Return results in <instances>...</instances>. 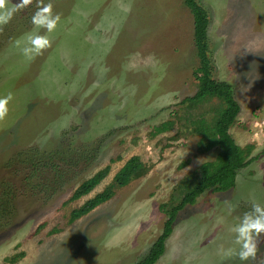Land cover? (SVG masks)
Returning a JSON list of instances; mask_svg holds the SVG:
<instances>
[{
    "label": "rangeland",
    "instance_id": "rangeland-1",
    "mask_svg": "<svg viewBox=\"0 0 264 264\" xmlns=\"http://www.w3.org/2000/svg\"><path fill=\"white\" fill-rule=\"evenodd\" d=\"M199 1L210 17L214 77L233 86L241 106L230 133L242 147L256 145L257 158L235 188L208 190L179 213L157 264H245L218 249L234 246L229 228L253 200L264 205V0ZM38 2L0 30V96L13 94L0 121V196H14L13 213L0 219V264L20 253L15 264H135L163 231L160 206L219 152L200 153V137L179 124L162 126L197 90L193 16L184 0H51L60 23L29 61L15 41L34 30ZM133 156L150 172L70 224ZM104 168L108 177L71 201ZM259 247L249 264H264V236Z\"/></svg>",
    "mask_w": 264,
    "mask_h": 264
},
{
    "label": "trees",
    "instance_id": "trees-1",
    "mask_svg": "<svg viewBox=\"0 0 264 264\" xmlns=\"http://www.w3.org/2000/svg\"><path fill=\"white\" fill-rule=\"evenodd\" d=\"M194 19V44L198 58V67L193 73L197 81V90L193 96L186 97L174 112V121L162 124L167 130L179 124L185 131L198 135V150L208 153L215 148L219 152L214 161L205 162L190 175L182 179L175 187L169 202L160 206L166 220L163 231L150 247L148 253L135 264H157L164 256L167 242L173 234L179 213L187 206L196 204L197 200L208 190L225 193L236 186L241 170L248 168L255 160L256 145H238L230 133L237 124L241 106L236 100L233 86L226 81L215 79V64L212 58L211 41L209 38L210 17L207 9L199 0H184ZM208 106L209 109L194 114V109ZM37 157L39 154H35ZM43 161L33 164L36 168ZM188 165L183 162L181 168ZM152 165L145 163L140 157L133 156L125 164L122 175L114 177L101 193L86 201L80 208L72 211L69 223L73 224L80 218L90 214L102 204L110 201L117 189L130 185L133 181L147 175ZM108 168L101 169L91 178L83 182L74 192L71 201L79 200L91 194L109 175ZM13 193L0 196V219L6 218L14 211ZM24 253L6 258L5 261L15 264Z\"/></svg>",
    "mask_w": 264,
    "mask_h": 264
},
{
    "label": "clouds",
    "instance_id": "clouds-1",
    "mask_svg": "<svg viewBox=\"0 0 264 264\" xmlns=\"http://www.w3.org/2000/svg\"><path fill=\"white\" fill-rule=\"evenodd\" d=\"M32 3L33 0H15V2L0 0V30L12 21L16 13ZM36 9L31 17L34 30L15 41L16 47L20 48L22 55L29 61L42 55L51 46L47 33L54 32L61 20L60 15L54 13L51 0L48 3L39 0ZM40 29L45 30L46 34H40L38 31ZM22 42H24L23 47H21ZM12 100V93L0 96V121L8 116L9 104ZM229 231L234 235L232 241L234 246L225 247L221 244L218 255L223 259L236 257L245 264L256 261L260 251V238L264 236V205L253 200L250 210L244 212L239 222L231 226Z\"/></svg>",
    "mask_w": 264,
    "mask_h": 264
}]
</instances>
